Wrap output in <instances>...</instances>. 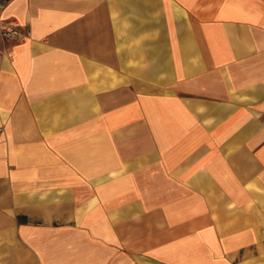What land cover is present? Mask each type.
Listing matches in <instances>:
<instances>
[{
  "label": "crops",
  "instance_id": "0c3cea01",
  "mask_svg": "<svg viewBox=\"0 0 264 264\" xmlns=\"http://www.w3.org/2000/svg\"><path fill=\"white\" fill-rule=\"evenodd\" d=\"M0 264H264V0H8Z\"/></svg>",
  "mask_w": 264,
  "mask_h": 264
},
{
  "label": "built area",
  "instance_id": "2783aa9c",
  "mask_svg": "<svg viewBox=\"0 0 264 264\" xmlns=\"http://www.w3.org/2000/svg\"><path fill=\"white\" fill-rule=\"evenodd\" d=\"M8 0H0V41L5 42L23 40L24 31L20 28V23L16 18H4L2 16V8Z\"/></svg>",
  "mask_w": 264,
  "mask_h": 264
}]
</instances>
